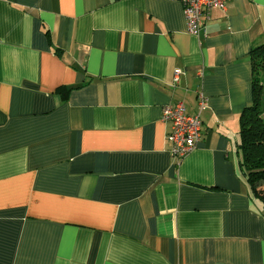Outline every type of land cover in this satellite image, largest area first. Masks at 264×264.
<instances>
[{
  "label": "crops",
  "instance_id": "obj_1",
  "mask_svg": "<svg viewBox=\"0 0 264 264\" xmlns=\"http://www.w3.org/2000/svg\"><path fill=\"white\" fill-rule=\"evenodd\" d=\"M211 17L196 37L181 0H0V264H264L238 149L264 0ZM200 94L177 162L163 108Z\"/></svg>",
  "mask_w": 264,
  "mask_h": 264
},
{
  "label": "built area",
  "instance_id": "obj_2",
  "mask_svg": "<svg viewBox=\"0 0 264 264\" xmlns=\"http://www.w3.org/2000/svg\"><path fill=\"white\" fill-rule=\"evenodd\" d=\"M188 24V32L199 37L211 21L212 11L226 10L227 0H181ZM180 71L176 72L178 82ZM207 100L199 95L198 111L190 115L182 102L168 104L163 108L162 121L169 125L167 140L171 146V155L180 162L193 152L203 139L204 129L202 112L206 109Z\"/></svg>",
  "mask_w": 264,
  "mask_h": 264
},
{
  "label": "trees",
  "instance_id": "obj_3",
  "mask_svg": "<svg viewBox=\"0 0 264 264\" xmlns=\"http://www.w3.org/2000/svg\"><path fill=\"white\" fill-rule=\"evenodd\" d=\"M251 58L253 102L241 114L238 149L252 195L264 204V45L252 49Z\"/></svg>",
  "mask_w": 264,
  "mask_h": 264
}]
</instances>
